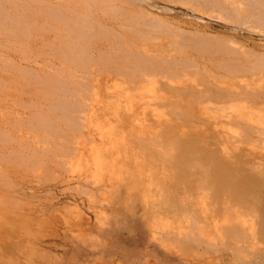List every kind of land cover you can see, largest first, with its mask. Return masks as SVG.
<instances>
[{
	"label": "rangeland",
	"instance_id": "374dc122",
	"mask_svg": "<svg viewBox=\"0 0 264 264\" xmlns=\"http://www.w3.org/2000/svg\"><path fill=\"white\" fill-rule=\"evenodd\" d=\"M64 1L0 0V264H264V0L78 38ZM69 59L85 88L42 90Z\"/></svg>",
	"mask_w": 264,
	"mask_h": 264
},
{
	"label": "bare ground",
	"instance_id": "6f19581e",
	"mask_svg": "<svg viewBox=\"0 0 264 264\" xmlns=\"http://www.w3.org/2000/svg\"><path fill=\"white\" fill-rule=\"evenodd\" d=\"M58 1V0H56ZM61 2V0H59ZM70 0H67L65 3H69ZM78 1V0H77ZM73 0H71V4H72ZM79 3V4H78ZM78 6H77V10L74 11L76 13H78L80 19H79V24L76 25L72 30L73 32L75 33V37H80L78 36L81 35V34H86L88 33L86 30H88L89 28H92L93 26H98L101 22H104L105 19L107 20H110V21H114V18H118V17H121V18H127V15L131 12L130 11V7L131 5L129 4V2L127 0H121V2L119 4H115L114 2H112L111 0H79L78 1ZM70 4V3H69ZM70 4V5H71ZM77 4H73L72 6H76ZM46 7V6H45ZM54 7V6H53ZM61 7V6H59ZM51 6H49V10H50ZM56 8H58L56 6ZM68 8V7H66ZM65 8V9H66ZM46 10V8H44ZM47 9V10H48ZM62 9V7H61ZM60 9V10H61ZM59 9L57 11H60ZM64 10V9H63ZM62 10V11H63ZM69 10H73V9H69ZM52 11V9H51ZM44 12V11H43ZM47 12V11H46ZM52 14V13H51ZM65 15V13H64ZM68 19V18H67ZM67 19L63 18L60 20L59 18H56L55 22L58 24L60 23L61 26H68L67 25ZM70 22V21H69ZM142 22V21H141ZM99 23V24H98ZM15 24V23H14ZM73 25H75V21L73 22ZM14 26V25H13ZM54 26V25H53ZM16 27H19L18 25ZM22 26H20L21 28ZM99 27V26H98ZM19 28V29H20ZM53 29V28H51ZM16 30V29H15ZM95 30H97V28H95ZM18 31V30H17ZM54 32V30H53ZM66 34L71 38V35L69 34V30L67 28V30L65 31ZM91 32V31H90ZM20 33V32H19ZM58 33V31H57ZM11 34V33H10ZM9 34V36H11ZM22 34V33H21ZM61 34V33H60ZM17 36V34H16ZM19 36V35H18ZM93 36V35H92ZM22 37V36H20ZM25 38V37H24ZM77 38H75L77 41H79ZM87 39V38H86ZM85 39V40H86ZM87 41V40H86ZM65 42V41H64ZM23 43V42H22ZM21 43V44H22ZM7 44V43H6ZM63 45V44H62ZM62 47V46H61ZM63 48V47H62ZM60 49V48H59ZM66 50V49H64ZM77 53V52H76ZM66 55V54H65ZM63 56V55H62ZM67 57V56H66ZM84 57V56H83ZM64 58V56H63ZM65 59V58H64ZM66 60V59H65ZM69 63V65L67 66V71H69V73L65 74V75H62L60 74V72H56L55 70H53L54 74L53 75H45V76H42L41 79L42 81L39 82L41 85H42V90H44L45 92L47 91L48 93H53L55 91H66L67 88H69L70 90H73L72 91V94L73 92H75L76 94H78V91H75V89L77 88H81L83 86H81L80 84L77 83V81L75 80H72V74H70L71 72H74L72 69V67H76V69L78 68L79 70V67H83L82 64L78 65L79 67H77L76 63L73 61V60H67ZM3 62V61H2ZM50 63V62H49ZM81 63V62H80ZM41 64V63H40ZM62 64V63H61ZM65 64H63L64 66ZM74 65V66H73ZM95 65V64H94ZM50 66V65H49ZM85 66V64H84ZM59 67V66H58ZM74 67V68H75ZM95 67V66H94ZM60 68V67H59ZM65 69V67H64ZM69 69V70H68ZM81 69V68H80ZM83 69V68H82ZM98 69V68H97ZM23 70V68H22ZM65 71V72H67ZM81 71V70H79ZM19 72H25V70L23 71H19ZM28 72V71H27ZM26 73H22V75H20L21 77L22 76H27ZM18 73V71H17ZM29 73V72H28ZM62 73V72H61ZM95 73V72H94ZM64 74V73H63ZM78 74V73H77ZM96 74V73H95ZM94 74V75H95ZM29 75V74H28ZM84 75V74H83ZM93 75V76H94ZM91 76V75H90ZM92 76V77H93ZM37 77V76H36ZM36 77H32L33 79H35ZM26 79V77H24ZM39 79V77H37ZM76 78V77H75ZM17 79V78H16ZM15 79V80H16ZM74 79V78H73ZM27 80V79H26ZM25 80V81H26ZM80 81V80H79ZM88 81V80H86ZM93 81V80H92ZM95 81V80H94ZM91 82V81H90ZM27 83V82H26ZM37 83V84H39ZM89 83V82H88ZM92 83V82H91ZM94 83V82H93ZM95 84V83H94ZM93 85V84H92ZM81 86V87H80ZM89 86V85H88ZM95 87V86H94ZM85 88V87H83ZM69 90V91H70ZM77 90H80V89H77ZM82 91V90H80ZM84 91V90H83ZM46 92V93H47ZM82 97V96H81ZM81 99V98H80ZM83 99V98H82ZM77 103V102H76ZM72 110V109H71ZM45 113V112H44ZM70 118V116H69ZM69 121V120H68ZM41 125V124H40ZM10 131V130H9Z\"/></svg>",
	"mask_w": 264,
	"mask_h": 264
}]
</instances>
